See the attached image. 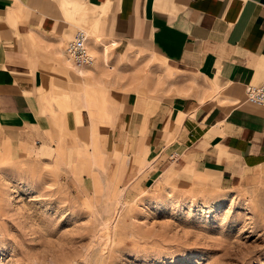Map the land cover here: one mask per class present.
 I'll return each mask as SVG.
<instances>
[{"label":"crops","instance_id":"obj_1","mask_svg":"<svg viewBox=\"0 0 264 264\" xmlns=\"http://www.w3.org/2000/svg\"><path fill=\"white\" fill-rule=\"evenodd\" d=\"M74 16L100 20L88 42L100 61L93 68L67 59L77 32L67 17ZM101 36L115 39L111 46L123 57L147 50L172 75L157 92L140 94L137 86L148 83L137 77L127 85L132 91L119 83L95 98L110 126L107 143L141 157L143 183L158 171L173 175L175 164L224 188L264 170V106L246 100L247 87L264 81V0H0V144L44 137L42 98L53 89L51 77L64 69L90 80L103 60L109 67L111 46ZM71 109L74 122L65 128L87 132L95 151L100 125L91 138L98 118L86 94Z\"/></svg>","mask_w":264,"mask_h":264},{"label":"rangeland","instance_id":"obj_2","mask_svg":"<svg viewBox=\"0 0 264 264\" xmlns=\"http://www.w3.org/2000/svg\"><path fill=\"white\" fill-rule=\"evenodd\" d=\"M67 19L88 42L100 26ZM115 47L105 45L109 67L103 60L90 80L63 68L51 77L43 138L0 144V264H264V170L224 188L175 164L173 175L158 171L145 184L141 157L107 143L100 91L120 83L130 92L138 77L148 86L136 91L157 92L172 78L147 50L123 57ZM85 94L100 125L95 151L87 132L65 128Z\"/></svg>","mask_w":264,"mask_h":264},{"label":"built area","instance_id":"obj_3","mask_svg":"<svg viewBox=\"0 0 264 264\" xmlns=\"http://www.w3.org/2000/svg\"><path fill=\"white\" fill-rule=\"evenodd\" d=\"M88 34L80 29L75 37L67 44L65 52L69 60L78 67H93L94 58L88 49ZM246 100L264 106V81L260 84L249 85L246 89Z\"/></svg>","mask_w":264,"mask_h":264},{"label":"bare ground","instance_id":"obj_4","mask_svg":"<svg viewBox=\"0 0 264 264\" xmlns=\"http://www.w3.org/2000/svg\"><path fill=\"white\" fill-rule=\"evenodd\" d=\"M96 38H94V40H95ZM95 41H97V39L95 40ZM87 45H88V42H87ZM90 45H88V49H89V51H90V53H91V55H92V52H91V50H90V47H89ZM92 48V47H91ZM94 49H96V48H92V50H94ZM95 51V50H94ZM67 56V55H66ZM92 57L94 58V65H95V57L92 55ZM67 59L69 60V58L67 57ZM70 61V60H69ZM71 62V61H70ZM72 63V62H71ZM72 65H73V63H72ZM77 69H89V68H92V67H78V66H76V65H74ZM91 71V70H90ZM94 117L95 116H92V119H94ZM94 120H96V119H94ZM91 125H92V127H93V133H99V124L98 123H96V121H92L91 123H90ZM91 127V126H90ZM92 129V128H91ZM104 158V157H103Z\"/></svg>","mask_w":264,"mask_h":264}]
</instances>
